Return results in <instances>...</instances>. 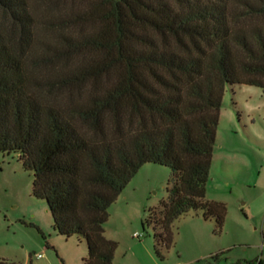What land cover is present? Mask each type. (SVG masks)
Segmentation results:
<instances>
[{
	"label": "trees",
	"instance_id": "1",
	"mask_svg": "<svg viewBox=\"0 0 264 264\" xmlns=\"http://www.w3.org/2000/svg\"><path fill=\"white\" fill-rule=\"evenodd\" d=\"M256 16L264 0H0V152L33 172L32 194L57 233L84 240L85 264H113L108 208L145 163L171 169L142 219L157 254L190 210L222 227L206 183L225 84L264 92Z\"/></svg>",
	"mask_w": 264,
	"mask_h": 264
},
{
	"label": "rangeland",
	"instance_id": "2",
	"mask_svg": "<svg viewBox=\"0 0 264 264\" xmlns=\"http://www.w3.org/2000/svg\"><path fill=\"white\" fill-rule=\"evenodd\" d=\"M44 36L53 39L54 32L46 31ZM94 57L88 52L76 56L86 61ZM170 174L168 166L143 164L109 206L104 227L106 236L117 242L113 264H243L244 260L264 264V92L260 87L224 86L205 194L206 199L225 205L222 227L218 229L213 218L205 219L201 210H190L173 221V243L161 246L157 254L153 230L143 226L142 219L149 208L166 199ZM33 177L15 153L0 152V260L85 264L86 243L54 230L45 200L31 192ZM38 253L42 255L37 257Z\"/></svg>",
	"mask_w": 264,
	"mask_h": 264
},
{
	"label": "built area",
	"instance_id": "3",
	"mask_svg": "<svg viewBox=\"0 0 264 264\" xmlns=\"http://www.w3.org/2000/svg\"><path fill=\"white\" fill-rule=\"evenodd\" d=\"M133 236L138 237L139 234H138L137 232H134V233H133ZM41 255H42V254L38 253V254H37V257H40ZM252 264H262V263L260 262V260H256V261H254Z\"/></svg>",
	"mask_w": 264,
	"mask_h": 264
},
{
	"label": "crops",
	"instance_id": "4",
	"mask_svg": "<svg viewBox=\"0 0 264 264\" xmlns=\"http://www.w3.org/2000/svg\"><path fill=\"white\" fill-rule=\"evenodd\" d=\"M105 234H106V231H105ZM108 237V236H107ZM240 260L241 259H238V261L237 262H240ZM245 261V263H243V264H251L253 261L252 260H244ZM256 261V260H255ZM262 261L263 260H260V262L262 263Z\"/></svg>",
	"mask_w": 264,
	"mask_h": 264
}]
</instances>
